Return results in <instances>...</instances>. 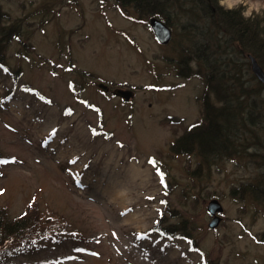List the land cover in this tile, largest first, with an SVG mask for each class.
Segmentation results:
<instances>
[{
    "label": "rangeland",
    "instance_id": "obj_1",
    "mask_svg": "<svg viewBox=\"0 0 264 264\" xmlns=\"http://www.w3.org/2000/svg\"><path fill=\"white\" fill-rule=\"evenodd\" d=\"M229 2L218 5L264 18V0ZM172 9L160 45L153 16L118 0H0L3 25L15 26L0 44V160L15 159L0 165V215L23 220L0 264H264V205L247 189L264 154L248 152L249 135L238 143L247 151L219 157L171 149L200 121L205 92L201 76H181L183 61L221 65L229 53L228 76L251 87L249 60L225 35L214 44L217 27H189L188 3ZM198 32L212 40L205 51ZM211 199L223 209L212 229Z\"/></svg>",
    "mask_w": 264,
    "mask_h": 264
},
{
    "label": "trees",
    "instance_id": "obj_2",
    "mask_svg": "<svg viewBox=\"0 0 264 264\" xmlns=\"http://www.w3.org/2000/svg\"><path fill=\"white\" fill-rule=\"evenodd\" d=\"M118 1L124 6L131 7L135 12L149 14L161 20L168 27H171L172 18L176 16L172 9L173 3L175 1L177 3L179 1L188 3L198 12L193 14L196 16L193 21H190L193 15L186 19L187 22H190L189 27L195 25L199 20L204 22L208 30L211 25L217 27L218 33L216 32L214 38L215 45H220L219 37L225 35L233 48L236 47L238 53L241 55L246 54L247 58L248 55L252 56L264 71V18L262 19L259 16L244 17L240 10L220 7L218 5L219 0ZM174 10L176 11L175 7ZM4 17V13L0 12V44L15 30V26L13 29L12 26L6 28L3 25L2 18ZM195 36L197 37L196 42L203 43L202 50L205 51L204 44L212 41L209 32H198L195 33ZM198 54L194 60L199 58ZM217 61L213 59L206 60L203 64L198 63L196 69L189 67L191 66V60L183 61L187 69L185 72H181V76L188 77L194 74L201 76L204 80L205 92L201 100L200 121L194 124L195 127L188 128L171 145V149L176 153L182 152L179 150L181 146L186 152L196 149L204 157H219L223 154L243 152L248 149H251L248 152H252V154H264V93H262L264 85L253 74L254 79H252L255 85L251 87L242 84L237 77L238 75L236 76L234 73L228 76L230 65L235 62L229 53L224 57V63L220 65ZM1 62L2 54L0 53ZM210 97H213L218 104L215 105ZM244 133L249 135L253 144H250L247 150H243L246 147L238 144ZM262 166V170L257 167L260 170V177L256 180L254 186L247 185V189L256 198L255 200L264 205V163ZM22 226V219L13 221L0 215V244L7 237L19 236Z\"/></svg>",
    "mask_w": 264,
    "mask_h": 264
},
{
    "label": "water",
    "instance_id": "obj_3",
    "mask_svg": "<svg viewBox=\"0 0 264 264\" xmlns=\"http://www.w3.org/2000/svg\"><path fill=\"white\" fill-rule=\"evenodd\" d=\"M148 26L153 33V36L157 43L160 45H166L170 40L172 36L171 29L163 23L161 20L151 17L148 20ZM249 63H250V70L252 74L255 76V78L264 85V71L259 66L257 61L250 55H248ZM97 86L102 91H107L108 87L107 85H104L103 83H98ZM112 94L114 96L120 97L124 102L129 101L130 98L133 97V91L129 89H119L115 88L112 91ZM222 206L219 203L217 199H211L207 204V212L209 215L213 216L211 221L208 223V228L212 229L217 226V224L220 221L219 214L222 212Z\"/></svg>",
    "mask_w": 264,
    "mask_h": 264
},
{
    "label": "snow or ice",
    "instance_id": "obj_4",
    "mask_svg": "<svg viewBox=\"0 0 264 264\" xmlns=\"http://www.w3.org/2000/svg\"><path fill=\"white\" fill-rule=\"evenodd\" d=\"M236 2H238V0H236ZM221 3H227L228 4V7L231 8L233 6V3L232 2H229V0H221ZM248 13H246L247 15ZM3 66L0 65V68H2ZM4 71H7V69H4ZM53 75H55V73H53ZM69 87H71V84L69 85ZM49 103H51L49 101ZM196 125H193V127H195ZM53 135L55 134V130H53ZM45 143H47V141H45ZM71 163H75V161H70ZM10 163H15V159L13 158L12 160H0V165H6V164H10ZM150 164H155L154 161H149ZM157 175L160 176V182L161 184H163L164 180H163V175L159 172H157ZM0 195H3V191L0 190ZM31 206V205H30ZM115 235V234H114ZM78 251H81L78 249ZM93 255H97L96 253H93Z\"/></svg>",
    "mask_w": 264,
    "mask_h": 264
},
{
    "label": "bare ground",
    "instance_id": "obj_5",
    "mask_svg": "<svg viewBox=\"0 0 264 264\" xmlns=\"http://www.w3.org/2000/svg\"><path fill=\"white\" fill-rule=\"evenodd\" d=\"M137 169V168H136ZM135 169V171H134V173H133V175H132V177H131V179H129V182H133L134 183V185H138L140 182H144V180L143 179H141V174L140 173H138V171ZM146 182H147V180H145ZM120 189V188H119ZM122 189H120V190H118L119 192L121 191ZM121 193V192H120ZM124 194L123 193H121L120 194V197H118V200L119 199H122V200H120L121 202L119 203L120 205H123L124 203H125V200L128 198V197H126V196H123ZM129 207L130 206H126L125 207V211L127 210V209H129Z\"/></svg>",
    "mask_w": 264,
    "mask_h": 264
}]
</instances>
